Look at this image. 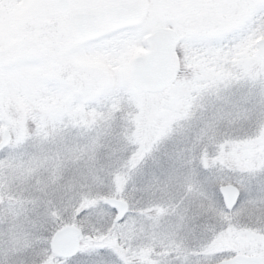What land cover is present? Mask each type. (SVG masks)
<instances>
[{
  "label": "clouds",
  "instance_id": "9594fccd",
  "mask_svg": "<svg viewBox=\"0 0 264 264\" xmlns=\"http://www.w3.org/2000/svg\"><path fill=\"white\" fill-rule=\"evenodd\" d=\"M259 112L264 0H0V244L30 249L11 264H37L50 205L101 195H123L138 225L114 233L109 264L145 248L159 264H264V201L220 220L169 178L183 172L153 167L175 129L219 143L230 172L264 167Z\"/></svg>",
  "mask_w": 264,
  "mask_h": 264
},
{
  "label": "snow or ice",
  "instance_id": "6c2138e0",
  "mask_svg": "<svg viewBox=\"0 0 264 264\" xmlns=\"http://www.w3.org/2000/svg\"><path fill=\"white\" fill-rule=\"evenodd\" d=\"M169 178L180 180L186 185L199 199V210L202 213L220 220L240 215L264 201V167L230 172L220 164H209L202 170L194 169ZM224 185H230L234 192L230 203H225L221 194L220 189ZM90 198L91 196H79L64 207L49 206L46 214L50 218L51 227L45 232L43 247L37 252V264H109L120 255L114 235L119 227L111 224L115 212L108 209L105 215L108 216L109 226H100L95 209L81 206L82 203H91ZM119 224L120 221H117L116 225ZM66 225L76 226L67 239ZM22 248L24 251L30 250L27 237H18L7 246L0 244V264H11L14 257L21 255ZM121 264H124L123 260Z\"/></svg>",
  "mask_w": 264,
  "mask_h": 264
},
{
  "label": "rangeland",
  "instance_id": "374dc122",
  "mask_svg": "<svg viewBox=\"0 0 264 264\" xmlns=\"http://www.w3.org/2000/svg\"><path fill=\"white\" fill-rule=\"evenodd\" d=\"M29 15V9L26 7H23L20 9V11L17 13L18 19L23 22L27 19ZM144 50L137 48L134 50V54H138L140 52H143ZM250 78L255 79L254 76H250ZM244 90H242L243 92ZM240 95V102L245 105V107L249 106L252 103V99L250 97H245L242 94ZM264 112L257 113L256 119L257 121L264 126ZM228 119L226 118L224 123L227 124ZM173 128L175 129V125H173ZM174 137H176V143L178 147L174 152H171V159H168L167 157L161 156V159L159 162L154 163V168H159L161 165H163V168L166 170L167 173L176 174L178 172H187L194 169H201L209 164L215 165L220 164L222 166L221 160V145L215 140L213 142H205L200 143L196 147H192V144L194 141H189L188 143L182 142V134L181 130L175 129L173 133H171ZM183 148V151L180 149ZM223 167V166H222ZM229 171V170H228ZM160 189H163L164 185L159 184V182H156ZM124 181L122 178L117 177L116 178V185H117V191L124 192L123 189ZM156 185L154 184L153 187ZM131 185H129V188ZM134 196H138L139 193H134ZM108 198H116L124 201L127 204V200L121 196L113 197L110 195H101L97 197H91V203H82V207L85 209H95V213L97 215V220L100 226L102 227H108L109 226V219L108 216L105 215V213L108 212L109 208L105 201ZM115 217V216H114ZM114 219V218H113ZM113 219L111 220V224L113 226H118L124 230H127L128 232H134L138 225L132 221L128 220L127 216L125 219H123L119 225H116L113 223ZM66 226H73L75 225H66ZM203 227V226H202ZM115 243L118 245L117 240H115ZM228 241L223 240L221 238H217L215 243L212 241L205 242V246L212 248L215 247L216 244H227ZM119 246V245H118ZM190 247V245H189ZM152 249L151 248H145L142 249L141 252L135 257V260L137 264H159L158 261L152 259Z\"/></svg>",
  "mask_w": 264,
  "mask_h": 264
},
{
  "label": "water",
  "instance_id": "95a60500",
  "mask_svg": "<svg viewBox=\"0 0 264 264\" xmlns=\"http://www.w3.org/2000/svg\"><path fill=\"white\" fill-rule=\"evenodd\" d=\"M105 21H103L102 24L105 23ZM111 21L112 23L118 25L117 19L111 18ZM220 191L224 197L225 203H230L232 199L234 198V192L230 185L222 186ZM105 204L115 212L113 223L116 224L117 221L121 222L120 218L125 217V214L127 213V204L124 201L120 199H116V198L106 199ZM73 228H74L73 226L65 227V239L70 238L71 231Z\"/></svg>",
  "mask_w": 264,
  "mask_h": 264
},
{
  "label": "flooded vegetation",
  "instance_id": "af4514ba",
  "mask_svg": "<svg viewBox=\"0 0 264 264\" xmlns=\"http://www.w3.org/2000/svg\"><path fill=\"white\" fill-rule=\"evenodd\" d=\"M102 26H107V27H117L118 25L112 23L111 19H108L105 21V23L102 24ZM143 50V49H142Z\"/></svg>",
  "mask_w": 264,
  "mask_h": 264
}]
</instances>
